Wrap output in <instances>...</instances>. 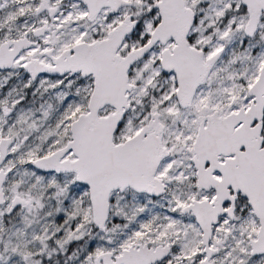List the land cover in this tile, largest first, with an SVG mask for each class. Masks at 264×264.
Returning <instances> with one entry per match:
<instances>
[{
	"label": "snow or ice",
	"instance_id": "6c2138e0",
	"mask_svg": "<svg viewBox=\"0 0 264 264\" xmlns=\"http://www.w3.org/2000/svg\"><path fill=\"white\" fill-rule=\"evenodd\" d=\"M0 264H264V0H0Z\"/></svg>",
	"mask_w": 264,
	"mask_h": 264
}]
</instances>
